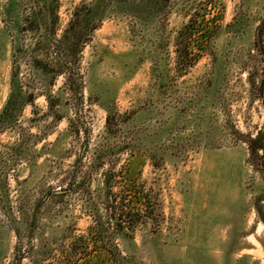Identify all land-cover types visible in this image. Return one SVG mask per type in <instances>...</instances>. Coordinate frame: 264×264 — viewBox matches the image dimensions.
I'll return each instance as SVG.
<instances>
[{
  "label": "rangeland",
  "instance_id": "obj_1",
  "mask_svg": "<svg viewBox=\"0 0 264 264\" xmlns=\"http://www.w3.org/2000/svg\"><path fill=\"white\" fill-rule=\"evenodd\" d=\"M54 1L0 0V264H264V0Z\"/></svg>",
  "mask_w": 264,
  "mask_h": 264
},
{
  "label": "trees",
  "instance_id": "obj_2",
  "mask_svg": "<svg viewBox=\"0 0 264 264\" xmlns=\"http://www.w3.org/2000/svg\"><path fill=\"white\" fill-rule=\"evenodd\" d=\"M57 2H58V0L54 1V11L55 12L57 11L56 9L58 8ZM5 12H6V14H8L9 11L7 9H5ZM262 24H263L262 28L264 30V20L262 21ZM188 26L189 25H186L184 30H187L189 28ZM261 55H262V62H263V65H264V52H261ZM180 62L185 67V69H187V68L192 67L197 62V59L196 58H188V57L185 56L183 60H180ZM261 87H262V92H263L262 103L264 104V78L262 80Z\"/></svg>",
  "mask_w": 264,
  "mask_h": 264
}]
</instances>
